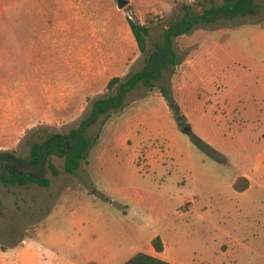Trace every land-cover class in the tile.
Wrapping results in <instances>:
<instances>
[{
    "label": "rangeland",
    "instance_id": "rangeland-1",
    "mask_svg": "<svg viewBox=\"0 0 264 264\" xmlns=\"http://www.w3.org/2000/svg\"><path fill=\"white\" fill-rule=\"evenodd\" d=\"M93 1L90 11L68 7L57 17L53 1L0 0V149L27 157L34 141L77 126L90 115L92 100L105 94L88 97L80 112H49L44 121L29 102L27 111L8 106L16 95L25 102L28 88L40 91L46 74L57 82L64 66L57 62L58 47L65 41L72 55L80 13L82 21L110 20L112 38L126 40L127 75L142 69L145 57L125 18L149 26L151 52L185 4L202 13L220 2L130 0L119 9L116 0ZM255 1L257 14L197 24L176 39L178 64L164 70L155 87L139 84L122 107L99 117L87 131L94 143L75 173H66L64 159L54 157L62 171L54 176L45 169L49 186L0 181V264H120L145 252L157 235L168 252L174 244L189 259L196 244L221 239L220 228L244 226L246 216L258 231L256 248L264 251V203L241 211L233 188L247 158L264 148V0ZM163 87L181 112L169 106ZM178 116L202 143L182 131ZM25 122L30 126H21ZM224 244L227 250L228 240ZM228 259L212 253L209 264Z\"/></svg>",
    "mask_w": 264,
    "mask_h": 264
},
{
    "label": "crops",
    "instance_id": "crops-1",
    "mask_svg": "<svg viewBox=\"0 0 264 264\" xmlns=\"http://www.w3.org/2000/svg\"><path fill=\"white\" fill-rule=\"evenodd\" d=\"M49 1L54 2L53 13L57 17L62 16L68 7L76 10L85 9L90 11L95 6L93 0H62V2L59 1L57 3L55 0ZM66 1H69V3H66ZM80 17L81 13L78 16V20L82 21ZM80 21L73 28L71 39L72 55L65 51V41L61 47H58L60 55H58L57 62L64 66L62 72L56 76L57 82H49L50 77L46 74L44 81L42 80L40 82V91L34 92L33 89L29 90L28 88V99L25 102L19 101L16 95V97H13L9 101L8 106L11 105L14 107L15 111L18 110V107L27 111L29 102L31 107L35 109L36 118L40 121H44L49 116V112H80L86 108L88 97L90 98V96L95 94L107 92V85L110 79L115 76H126L128 72L126 66L128 57L125 56L127 53V42L123 38H119L117 34L114 39L112 38L115 27L112 22L108 19H103L101 21L102 23H97V21H92L90 18L82 21L83 23ZM124 22L126 24V31L133 36L132 39H135L128 18H125ZM46 28L48 30H54L55 32L62 29L59 25H48ZM112 48L115 49V53L112 51ZM117 53V56H113V54ZM120 54L122 56L118 57ZM114 59L117 62H113ZM97 71L102 75L101 80H98ZM31 85L33 84L28 85V87ZM21 126L27 128L30 124L27 125L25 122ZM260 142L264 144V141L261 140ZM256 144L259 145V143ZM248 160L250 164L248 162L244 166L241 174L235 179L236 181L239 177L243 176L250 183L249 187L244 191H236L234 189L240 201L239 206L241 211L248 206H256L264 203V148L256 155L255 159L248 157ZM208 220L212 221L213 219ZM245 220L244 226L229 229L220 228L219 230L222 232L221 239H214L208 246L196 244V248L193 250L190 247L189 259L182 258L180 254L181 248L179 249L174 244H171L173 252H168L166 241L163 238L165 245L164 251L158 252L152 244L154 236L150 238V243L145 252L175 264H198L196 257L200 258V264H209V255L212 253L220 254V252L224 256H230L228 261L232 264L235 262L240 264H264V251L256 248L258 231L252 226L253 223L250 217L246 216ZM251 238L254 239L255 246L250 245L249 240ZM226 240L229 242V247L227 250H223ZM179 244L182 247L181 241ZM189 246H192V244H189ZM185 256L187 257L189 255L185 252ZM126 260L120 262V264H123ZM221 262L224 263V261Z\"/></svg>",
    "mask_w": 264,
    "mask_h": 264
},
{
    "label": "trees",
    "instance_id": "trees-1",
    "mask_svg": "<svg viewBox=\"0 0 264 264\" xmlns=\"http://www.w3.org/2000/svg\"><path fill=\"white\" fill-rule=\"evenodd\" d=\"M202 13H197L192 6H183V15L171 21L164 30L162 39L155 44L153 51H148L150 28L145 23L128 17L130 28L137 42L140 53L145 57L142 69L130 71L126 76H115L107 85V92L99 98L92 100V109L88 117L83 118L77 126L71 127L67 132H55L42 140H36L31 145L27 157L16 155L14 151L0 149V181L6 186L14 185L25 187L30 183L49 186L51 180L44 176L45 169H50L52 175L61 174V168L54 162V157L64 159V171L75 173L82 162L87 159L94 139L87 133L88 129L98 121L101 115L109 113L112 109L122 107L128 93L143 84L148 88L156 86L164 70L175 66L179 56L175 50L176 39L190 33L197 24H209L221 19H235L237 17L257 14L259 6L255 0H219ZM162 91L169 102V106L176 112H181L180 105L168 95V90ZM179 126L182 127L181 122ZM187 126V125H186ZM182 127V131L185 127ZM190 135L193 137L192 131ZM196 141L202 143L199 138ZM41 173L37 176L35 173ZM246 177H239L233 184L236 191H244L249 187ZM152 244L158 252L164 251V242L157 235ZM123 264H175L146 252H137Z\"/></svg>",
    "mask_w": 264,
    "mask_h": 264
},
{
    "label": "water",
    "instance_id": "water-1",
    "mask_svg": "<svg viewBox=\"0 0 264 264\" xmlns=\"http://www.w3.org/2000/svg\"><path fill=\"white\" fill-rule=\"evenodd\" d=\"M116 3H117V7H118L119 9H123V8H125L128 4H130V0H116ZM176 119H177V121L181 122V121H182V116H178ZM190 131H191V127H190L189 125H187V126L185 127V129L183 130V132L188 133V134L191 133Z\"/></svg>",
    "mask_w": 264,
    "mask_h": 264
}]
</instances>
